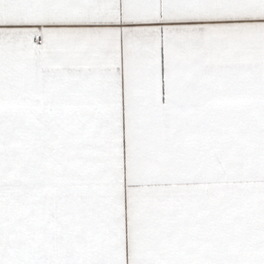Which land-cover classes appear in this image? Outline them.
<instances>
[{
    "label": "snow or ice",
    "instance_id": "6c2138e0",
    "mask_svg": "<svg viewBox=\"0 0 264 264\" xmlns=\"http://www.w3.org/2000/svg\"><path fill=\"white\" fill-rule=\"evenodd\" d=\"M0 264H264V0H0Z\"/></svg>",
    "mask_w": 264,
    "mask_h": 264
}]
</instances>
